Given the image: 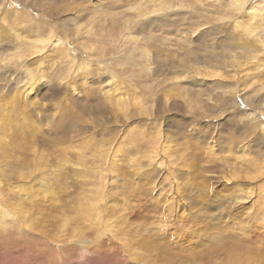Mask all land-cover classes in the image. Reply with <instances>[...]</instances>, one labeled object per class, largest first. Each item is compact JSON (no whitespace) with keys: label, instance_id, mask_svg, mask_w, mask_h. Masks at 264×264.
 Listing matches in <instances>:
<instances>
[{"label":"rangeland","instance_id":"rangeland-1","mask_svg":"<svg viewBox=\"0 0 264 264\" xmlns=\"http://www.w3.org/2000/svg\"><path fill=\"white\" fill-rule=\"evenodd\" d=\"M263 202L264 0H0V264H264Z\"/></svg>","mask_w":264,"mask_h":264},{"label":"bare ground","instance_id":"bare-ground-1","mask_svg":"<svg viewBox=\"0 0 264 264\" xmlns=\"http://www.w3.org/2000/svg\"><path fill=\"white\" fill-rule=\"evenodd\" d=\"M245 220H247V223L244 224L243 227L241 226L239 228L240 233H242L244 235L247 234L250 236L251 235H257L259 237L264 236V207H262L261 210L258 212L246 215ZM237 229H238V227H237ZM231 261L233 262L232 264H243L244 263V261L239 260L237 257H232ZM250 264H259V262L254 260V263L250 262Z\"/></svg>","mask_w":264,"mask_h":264}]
</instances>
